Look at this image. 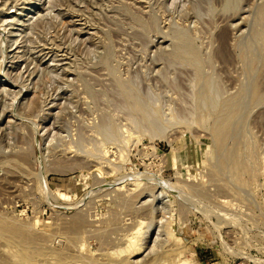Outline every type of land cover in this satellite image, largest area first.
Wrapping results in <instances>:
<instances>
[{
    "label": "rangeland",
    "instance_id": "374dc122",
    "mask_svg": "<svg viewBox=\"0 0 264 264\" xmlns=\"http://www.w3.org/2000/svg\"><path fill=\"white\" fill-rule=\"evenodd\" d=\"M263 83L264 0H0V264H264Z\"/></svg>",
    "mask_w": 264,
    "mask_h": 264
},
{
    "label": "bare ground",
    "instance_id": "6f19581e",
    "mask_svg": "<svg viewBox=\"0 0 264 264\" xmlns=\"http://www.w3.org/2000/svg\"><path fill=\"white\" fill-rule=\"evenodd\" d=\"M156 4V3H155ZM222 41V40H221ZM224 44V43H223ZM178 45V44H177ZM221 45V44H220ZM260 45V44H259ZM185 47V46H184ZM222 55V54H221ZM251 81V80H250ZM264 84V83H263ZM250 86V85H249ZM263 87V86H262ZM260 88V87H258V86H255V87H253L252 88V90H251V92H250V101L252 102L251 104L252 105H258V104H260L262 101H263V99H264V87L263 88ZM248 89V88H247ZM248 91V90H247ZM245 94V93H244ZM248 94V93H247ZM247 94H245V95H247ZM246 99H247V96H246ZM245 100V99H244ZM246 101V100H245ZM247 102V101H246ZM245 102V103H246ZM244 103V104H245ZM263 104V103H262ZM261 104V105H262ZM247 105H248V102H247ZM244 106V105H243ZM246 106V105H245ZM240 104L235 108V110H237V111H239L240 110ZM246 108V107H245ZM242 111L244 110L245 111V109H241ZM262 110V109H261ZM242 111H241V113H242ZM243 111V112H244ZM264 113V112H263ZM239 116H241V115H239ZM250 117V116H249ZM261 118V117H260ZM263 118V119H262ZM262 118L260 119V120H262V121H264V116H262ZM238 119V118H237ZM240 119V118H239ZM242 119V118H241ZM259 121V120H258ZM236 122V121H235ZM232 124H234V123H232ZM257 126L256 127H258V125L260 126V128H262L263 129V127H264V124L262 123H257L256 124ZM252 126V125H251ZM254 126V125H253ZM231 127V126H230ZM230 129V128H229ZM247 129V128H246ZM257 130V129H256ZM259 130V129H258ZM238 131H239V129H238ZM238 131H237V133H238ZM231 132V131H230ZM242 135H245V136H247L246 134H244V132L242 133ZM258 135V134H257ZM229 136H231V133H230V135ZM235 136H237V135H235ZM235 136H233V137H235ZM244 136V137H245ZM249 136V135H248ZM247 136V137H248ZM219 141H222V138H219ZM247 141V140H246ZM246 141H245V138H243L242 140H235L234 141V144H233V146H232V148H231V150L228 152V154L223 158L222 157V161H221V165H220V167H219V170H220V172L223 170V168L226 166H230L231 167V169L232 170H234V169H236V165H237V163H238V161H239V157H238V152L240 151L239 150V148L241 147V148H243L241 151L243 152V150H245V148H248V146H249V148H248V151L250 150V151H253V149H254V147H253V144L250 142V141H247V143H246ZM243 145H248L247 147L245 146V148L243 147ZM224 150V149H223ZM215 152V151H214ZM247 151H245V152H243V153H246ZM222 153H223V151H222ZM242 153V154H243ZM248 153V152H247ZM251 154H252V152H250ZM247 156V155H246ZM101 157V156H100ZM242 158H244V157H242ZM217 160V159H216ZM245 160H247V159H245ZM217 162V161H216ZM247 162V161H246ZM243 163H245L244 161H243ZM250 164V163H249ZM249 164H248V166H249ZM217 165H219L218 163H217ZM244 166V165H243ZM250 167V166H249ZM248 168V167H247ZM245 166H244V170L246 171V177L247 178H253V177H255V174H254V172L251 170V169H247ZM261 168H262V170H263V172H264V156H263V158H262V163H261ZM216 171V170H215ZM227 173V172H226ZM228 175V174H227ZM242 175V174H241ZM228 177V176H227ZM132 239V238H131ZM133 243V242H132ZM137 250V252H138V250L139 249H135V251ZM134 251V252H135Z\"/></svg>",
    "mask_w": 264,
    "mask_h": 264
}]
</instances>
